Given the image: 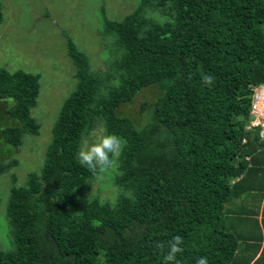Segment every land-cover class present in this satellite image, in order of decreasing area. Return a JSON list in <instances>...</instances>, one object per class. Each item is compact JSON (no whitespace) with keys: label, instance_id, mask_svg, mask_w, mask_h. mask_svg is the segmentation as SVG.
<instances>
[{"label":"trees","instance_id":"1","mask_svg":"<svg viewBox=\"0 0 264 264\" xmlns=\"http://www.w3.org/2000/svg\"><path fill=\"white\" fill-rule=\"evenodd\" d=\"M263 25L264 0H141L122 20L105 18L121 56L103 72L69 39L77 86L40 172L22 186L13 175L7 214L15 248L0 247V264H165L176 235L184 241L176 264L200 256L229 264L238 239L225 227L224 206L260 143V128L248 126L251 87L264 84ZM152 86L158 95L141 110L148 120L119 112ZM39 91L40 74L0 66V103L13 100L0 107V144L19 146L39 132L31 115ZM5 113L12 122L3 123ZM98 124L126 144L114 201L75 196L99 174L76 159ZM17 164L0 157V174Z\"/></svg>","mask_w":264,"mask_h":264},{"label":"rangeland","instance_id":"2","mask_svg":"<svg viewBox=\"0 0 264 264\" xmlns=\"http://www.w3.org/2000/svg\"><path fill=\"white\" fill-rule=\"evenodd\" d=\"M3 20L0 23V66L13 72L24 70L40 74V91L31 115L39 124L37 134L26 133L22 144L14 146L1 143V154L7 161L16 159L18 164L0 174V247L5 252L14 250L12 227L7 214L13 175L16 185L26 184L29 173L40 172L53 126L65 100L77 86L76 65L68 53L71 39L78 50L89 59L94 72L109 69L110 62L121 56L116 48V37L105 30V18L122 20L133 12L141 0H0ZM160 18L157 12H151ZM264 31V25H263ZM158 95L156 86L143 89L134 100L123 104L119 112L131 116L142 124L150 117L143 115L144 102H152ZM0 107H7L12 99H6ZM12 122L6 113L3 123ZM105 135V127L98 124L88 133L81 149ZM117 167L99 173L86 186L76 189V195L99 197L102 200L116 199L120 189L115 186Z\"/></svg>","mask_w":264,"mask_h":264},{"label":"crops","instance_id":"3","mask_svg":"<svg viewBox=\"0 0 264 264\" xmlns=\"http://www.w3.org/2000/svg\"><path fill=\"white\" fill-rule=\"evenodd\" d=\"M260 131V129H258ZM248 167L232 180L237 196L224 206V224L238 239L229 264H264V138L247 157Z\"/></svg>","mask_w":264,"mask_h":264},{"label":"clouds","instance_id":"4","mask_svg":"<svg viewBox=\"0 0 264 264\" xmlns=\"http://www.w3.org/2000/svg\"><path fill=\"white\" fill-rule=\"evenodd\" d=\"M202 80L208 86L214 83V77L208 74H205ZM258 99L259 103L255 107L264 109V98ZM125 147L126 144L121 137L109 133L100 136L95 142L78 150L76 159L89 172L94 174L97 172L104 173L117 167ZM183 243V237L180 235L174 236L169 241L164 257L165 264H176L178 254L183 251ZM157 247L163 249L165 246L158 244ZM196 264H209V260L206 256H200L197 258Z\"/></svg>","mask_w":264,"mask_h":264},{"label":"built area","instance_id":"5","mask_svg":"<svg viewBox=\"0 0 264 264\" xmlns=\"http://www.w3.org/2000/svg\"><path fill=\"white\" fill-rule=\"evenodd\" d=\"M252 100H251V121L248 128H260V137L264 138V109L257 108L255 105L259 103L258 98H264V84H259L251 87Z\"/></svg>","mask_w":264,"mask_h":264}]
</instances>
